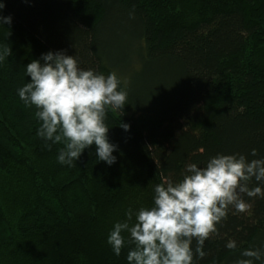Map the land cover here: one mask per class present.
<instances>
[{
    "label": "trees",
    "instance_id": "16d2710c",
    "mask_svg": "<svg viewBox=\"0 0 264 264\" xmlns=\"http://www.w3.org/2000/svg\"><path fill=\"white\" fill-rule=\"evenodd\" d=\"M0 2L12 18L0 26L12 53L0 64V264H127L133 246L117 257L108 234L128 208L153 206L156 184L217 154L264 157V0ZM59 50L85 70L115 71L128 93L122 110H108L111 166L95 146L59 164L63 145L49 150L35 107L17 94L27 64ZM249 203L196 264H235L228 239L264 249V199Z\"/></svg>",
    "mask_w": 264,
    "mask_h": 264
},
{
    "label": "clouds",
    "instance_id": "9594fccd",
    "mask_svg": "<svg viewBox=\"0 0 264 264\" xmlns=\"http://www.w3.org/2000/svg\"><path fill=\"white\" fill-rule=\"evenodd\" d=\"M4 8L0 2V26L12 23L10 16L2 15ZM11 54L10 48L0 46V64ZM25 70L30 80L17 94L26 107H35L40 122L36 135L50 142L49 150L63 145L57 162L71 167L95 146L99 161L116 163L113 153L118 146L108 138V110H122L128 97L118 74L85 70L77 55L63 50L42 54ZM250 156L258 157V150L253 148ZM254 198L264 199V157L217 154L203 166L187 163L182 179L154 186L152 207L125 211L126 219L114 223L107 244L117 257L132 245L127 264H196L195 258L206 255L205 242L218 234V225L230 212L245 213ZM225 248L239 250L235 264H264V249L240 250L233 239L227 240Z\"/></svg>",
    "mask_w": 264,
    "mask_h": 264
}]
</instances>
